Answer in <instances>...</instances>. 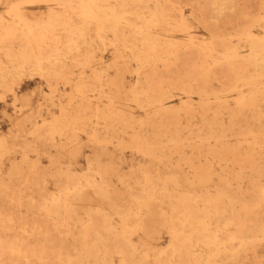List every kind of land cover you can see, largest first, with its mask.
Returning a JSON list of instances; mask_svg holds the SVG:
<instances>
[{"label": "rangeland", "instance_id": "1", "mask_svg": "<svg viewBox=\"0 0 264 264\" xmlns=\"http://www.w3.org/2000/svg\"><path fill=\"white\" fill-rule=\"evenodd\" d=\"M263 1L0 0V264H264Z\"/></svg>", "mask_w": 264, "mask_h": 264}, {"label": "bare ground", "instance_id": "2", "mask_svg": "<svg viewBox=\"0 0 264 264\" xmlns=\"http://www.w3.org/2000/svg\"><path fill=\"white\" fill-rule=\"evenodd\" d=\"M197 1V0H196ZM264 3V1H263ZM262 3V6L263 7H258L257 8V13H259L260 15L263 14V18H264V4ZM157 4V3H156ZM122 6H125V2L122 3ZM160 6V5H159ZM161 7V6H160ZM161 9L163 11H165V9L163 7H161ZM263 10V12H262ZM122 11L124 13L128 12V9L127 8H124L122 9ZM138 17H142L141 13H137L136 14ZM99 22H102V21H107L108 22V26L114 31L115 34H117L123 41L125 40L124 38V33L127 31V34L130 35V36H134V28L133 27H126V28H123L122 26H120V23L118 22V15H117V12L115 13H108L107 15H105L104 17L102 18H97ZM240 24H241V30L240 32L242 31L243 32V36L244 38L242 39H245V41H241L240 43V46L239 48V51L241 49H245L246 47H248L247 50L250 51V53L252 55L255 56L254 60H257L259 61V57L261 56V61H262V58L264 57V36H262V40L261 41H258L256 40L255 38V34L250 31V28H245L244 26V21H242L240 19ZM256 22V21H255ZM260 26L264 27V25L262 23H259ZM239 32V33H240ZM149 35H150V32H147L146 35H144V39L145 40H148L151 42L150 39L152 38H149ZM148 37V38H147ZM153 44V43H152ZM154 45V44H153ZM237 49L235 51H233V56H236L237 53L239 51H237ZM262 54V55H261ZM255 62V61H254ZM255 62V64H257ZM256 67V66H255ZM254 75H252L251 79H249V82L247 83H244L243 82V85H241V87H245V86H250V89L252 90V97L253 99L251 100L252 101V107H253V114H254V118L256 119H260L262 118V114L264 112V103L262 104V102H264V96H262V93H264V83L259 81L258 80V77L260 76L259 73H257L256 71L253 73ZM238 77H242L241 76V70H240V73H238ZM235 88V87H234ZM240 95L242 93V90L239 91ZM244 92V91H243ZM264 124V123H262ZM261 126H264V125H261ZM262 128V127H261ZM264 128V127H263ZM184 227L183 223H179L178 224V227ZM174 229V228H172ZM171 231V230H170ZM172 234H173V239H177V230L174 229L171 231Z\"/></svg>", "mask_w": 264, "mask_h": 264}]
</instances>
